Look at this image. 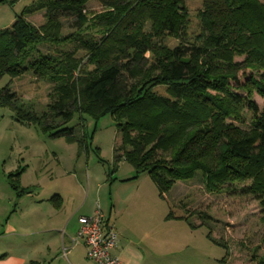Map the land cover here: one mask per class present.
Listing matches in <instances>:
<instances>
[{
	"label": "trees",
	"instance_id": "obj_1",
	"mask_svg": "<svg viewBox=\"0 0 264 264\" xmlns=\"http://www.w3.org/2000/svg\"><path fill=\"white\" fill-rule=\"evenodd\" d=\"M89 1L31 0L0 29V76L31 73L52 84L53 99L36 112L6 84L0 107L17 122L70 140L77 138L74 129L60 126L74 114L110 113L121 133L115 162L122 158L148 173L161 194L200 171L211 190L249 181L242 193L264 208V105L252 99L254 92L264 99V1L202 0L200 32L173 48L159 39L187 33L185 0H96L102 10L88 15ZM39 12L44 22L36 26L28 16ZM64 21L74 29L69 35L62 34ZM65 42L73 43L71 51L35 50ZM77 51L85 54L75 57ZM148 51L153 61L146 69ZM82 62L93 69L80 70ZM240 71H248L242 81ZM157 86L165 94L154 91ZM244 112L246 127L240 125Z\"/></svg>",
	"mask_w": 264,
	"mask_h": 264
},
{
	"label": "rangeland",
	"instance_id": "obj_2",
	"mask_svg": "<svg viewBox=\"0 0 264 264\" xmlns=\"http://www.w3.org/2000/svg\"><path fill=\"white\" fill-rule=\"evenodd\" d=\"M30 2L18 0L14 4H0V29L10 26L15 15ZM184 5L189 17L187 33L181 39L162 36L161 45L173 48L200 32L198 13L202 0H185ZM101 10L96 0L86 5L88 15ZM28 20L41 25L43 12L28 16ZM146 28L149 29V23ZM73 31L65 22L62 34L69 35ZM72 49V42L35 46V50L43 53ZM84 54L77 51L75 57ZM145 57L144 68L148 69L153 61L152 52L148 51ZM243 58L235 56L236 61ZM82 69L91 71L93 65L82 62ZM245 74L238 73L241 81L248 76V71ZM6 84L21 102L31 105L36 112L44 110L53 100L49 96L52 84L36 79L31 73L12 80L7 75L0 76V88ZM153 90L165 94L164 87L157 86ZM252 99L263 107L264 99L256 92ZM243 115L246 123L240 125L246 127L250 118L247 112ZM229 121L238 124L232 119ZM60 127H72L77 138H51L33 125L15 121L9 108L0 107V179L3 172L9 171L10 183L14 181L20 187L35 190L23 200L27 208L30 202L60 194L65 197L66 205L78 209V214L98 205L105 216L113 218L122 204H129L128 213L136 215V211L131 210L132 205L144 202L149 207L139 210L136 217L141 221L150 217L156 221L146 228L152 232L159 224L160 232L168 236L171 257H179L181 264H264V208L253 194L242 193L241 188L250 185L249 181L211 190L197 171L191 178L177 180L161 194L148 173H138L122 158L115 162L113 148L120 147L121 133L117 132L110 113L98 117L74 114ZM126 217L123 215L119 220Z\"/></svg>",
	"mask_w": 264,
	"mask_h": 264
},
{
	"label": "crops",
	"instance_id": "obj_3",
	"mask_svg": "<svg viewBox=\"0 0 264 264\" xmlns=\"http://www.w3.org/2000/svg\"><path fill=\"white\" fill-rule=\"evenodd\" d=\"M10 175L5 171L0 179V264H97L87 258L81 242L73 243L78 217L92 214L96 207L78 214V209L65 204V197L54 194L30 202L27 208L23 200L35 190L17 192L10 185ZM55 195L59 199L53 201ZM132 206L136 215L149 207L144 202ZM129 208L122 204L113 218L108 216L118 233L112 253L122 264H181L179 257H171L168 236L160 232L159 224L153 227L155 232L147 230L156 221L151 217L141 221L128 213ZM123 215L127 217L120 221Z\"/></svg>",
	"mask_w": 264,
	"mask_h": 264
},
{
	"label": "built area",
	"instance_id": "obj_4",
	"mask_svg": "<svg viewBox=\"0 0 264 264\" xmlns=\"http://www.w3.org/2000/svg\"><path fill=\"white\" fill-rule=\"evenodd\" d=\"M78 224L73 243L81 242L85 246L88 259L97 264H122L112 253L117 243V230L98 205L92 214L79 216Z\"/></svg>",
	"mask_w": 264,
	"mask_h": 264
}]
</instances>
